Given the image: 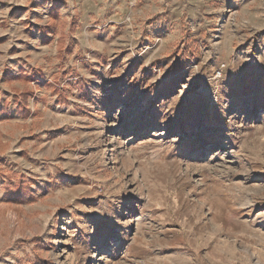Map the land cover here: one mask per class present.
<instances>
[{
  "label": "rangeland",
  "instance_id": "rangeland-1",
  "mask_svg": "<svg viewBox=\"0 0 264 264\" xmlns=\"http://www.w3.org/2000/svg\"><path fill=\"white\" fill-rule=\"evenodd\" d=\"M0 264H264V0H0Z\"/></svg>",
  "mask_w": 264,
  "mask_h": 264
},
{
  "label": "trees",
  "instance_id": "trees-1",
  "mask_svg": "<svg viewBox=\"0 0 264 264\" xmlns=\"http://www.w3.org/2000/svg\"><path fill=\"white\" fill-rule=\"evenodd\" d=\"M26 94L29 95V92H24L22 94V98L21 99H22L23 105L22 106L19 105V108H18L19 114H21L23 116H29V114H30V110L28 108V102H27ZM5 109H6V107H5ZM21 189H24V188H21ZM23 199H25L26 201H33L36 198H35V196H30L28 198H23Z\"/></svg>",
  "mask_w": 264,
  "mask_h": 264
}]
</instances>
